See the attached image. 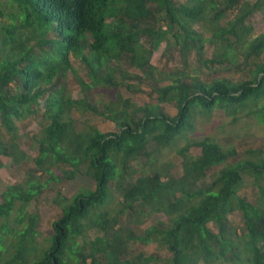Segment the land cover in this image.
Listing matches in <instances>:
<instances>
[{
    "label": "trees",
    "instance_id": "16d2710c",
    "mask_svg": "<svg viewBox=\"0 0 264 264\" xmlns=\"http://www.w3.org/2000/svg\"><path fill=\"white\" fill-rule=\"evenodd\" d=\"M257 14L264 19V0H0V127L9 136L5 141L0 133V169L3 158L15 165L26 159L16 145L15 121L38 115L43 100L48 122L33 159L36 170L0 194V264H158L155 256L129 255L131 246L150 243L168 251L164 264H264V160L230 165L236 151L226 152L206 139L178 152L182 177L163 181L162 173L151 171L124 183L132 162L151 156L153 144L158 154L175 145L193 130L197 115L210 118L220 110L234 122L240 113L263 121L264 31L253 37ZM208 45L212 58L205 55ZM163 46L166 65L177 57L183 69L167 75L151 64ZM193 54L194 77L187 70ZM72 56L86 69L89 84L76 74ZM124 63L143 76L132 78L140 88L116 82ZM230 65L250 78L200 77L203 68L209 79ZM68 73L81 92L98 88L117 97L105 111L84 98L66 99ZM143 86L158 106L134 107L118 95L119 88L143 93ZM162 105L178 115L168 117ZM72 110L95 114L119 133L103 135L93 127L76 132ZM192 148L200 149L201 156L189 157ZM59 163L72 168L68 179L83 166L95 189L62 205L49 245L41 247L38 215L26 207L47 182L60 180L51 171ZM222 166L208 183V174ZM38 172L48 179L41 181ZM248 176L258 188L255 203L239 194ZM112 192L122 198L119 213L128 212L137 229L153 214L166 216L167 226H148L140 234L110 228L116 219L106 222L108 215L99 209ZM236 213L243 220L240 230L230 219ZM94 227L111 233L81 247L75 244Z\"/></svg>",
    "mask_w": 264,
    "mask_h": 264
},
{
    "label": "rangeland",
    "instance_id": "374dc122",
    "mask_svg": "<svg viewBox=\"0 0 264 264\" xmlns=\"http://www.w3.org/2000/svg\"><path fill=\"white\" fill-rule=\"evenodd\" d=\"M254 34L253 37L257 36L260 32L264 31V19L260 14H257L254 21ZM164 50V46L152 57L151 64L158 68L162 74H171L174 71L183 69L182 62L180 59L174 60L170 65H166L161 55ZM206 58L213 57V48L211 46L206 47L205 51ZM195 55H191L189 60L190 68L187 69L191 76H195L197 72V65L194 63ZM71 63L76 71V74L83 78L84 81L89 84L90 79L87 76L86 69L82 65L81 61L71 57ZM207 71L205 68L202 69L200 77L203 80H210L213 78H225L232 82H238L241 80H247L250 75H246L242 72L238 73L232 66L222 67L217 73H212L208 79ZM143 77L139 71L133 70L128 67L127 64L122 65L121 75H116L115 79L117 83L132 86L135 89L140 88L138 82L132 80L133 77ZM123 77V79H121ZM76 79L73 74L68 73L65 80L63 81L64 97L70 100H81L85 99L90 106H95L99 111H105V106H110L113 103V96L117 97L114 92H105V90H99L98 88L90 90L88 92H81L80 88L76 83ZM124 86V87H125ZM168 86L164 84L161 87ZM141 92L135 93L130 92L125 88L118 89V95L122 100L130 101L134 107H153L158 106L156 98L151 95L149 89L145 86L141 87ZM38 115L27 117L21 121H15V127L17 129V140L16 145L18 149L26 155V159L19 164L12 163L9 158L2 159V168L0 169V194L6 188L7 185L14 183H20L26 179L27 173L34 172L36 167L33 163V159L38 154L39 139H41L42 129L48 124L47 120L43 118V100L40 101ZM161 109L165 115L170 118H174L178 115V111L168 105H162ZM255 110V108L253 109ZM83 112V113H82ZM72 119V126L76 132H84L87 127H93L99 133L116 134L119 133V129L113 123L98 118L95 114L85 112L83 110H72L70 113ZM238 120L233 121L232 117H228L224 111L215 110L210 118H205L197 115L195 122L193 123V130L188 132L186 136L178 139L176 144L172 147L162 150L160 154L156 152V146L153 144L148 151L151 156L143 158L142 161L132 162L130 166V172L124 177V183L126 181H134L141 177L142 174H149V172H160L162 173L163 181H167L171 178L182 177V158L179 157L178 152L185 148L190 143H198L203 140H211L217 145L221 146L224 151L228 152L231 150L236 151V158L229 160L230 165L235 163H241L244 161L261 162L264 160V119L260 121L254 114L246 116L240 113L237 116ZM0 133L7 141L9 136L0 127ZM189 157L198 158L201 156V150L198 148H192L189 153ZM225 166L216 169L214 172L208 174L206 180L210 183L213 179V175L216 172L223 170ZM72 168L64 163H59L52 168V172L55 176L59 177L60 180H50L42 188L41 193L32 199L26 210L28 213H36L38 215V221L36 224V242L37 246L47 247L49 245L48 238L52 233V222L56 220L61 214L62 205L67 203L69 199L86 190H94L95 184L91 179H88L85 175V168L82 166L80 170L75 173L72 178H66L67 173ZM134 171V172H132ZM36 176L40 177L41 181L48 179L46 173L38 172ZM253 177L248 176L246 178L245 187L239 191L240 196L247 198L250 202L255 203L258 199V188L252 186ZM122 198L118 192H112L109 202L99 209V212L105 215L107 214V221L115 218L116 223L111 226L109 222L108 226L114 228L116 231H120L125 234L128 230H132L134 233H141V231L148 226L158 225L163 223L167 226V217L163 214H153L147 218L146 223L141 225L138 229L132 221V216L126 213H119L121 210ZM98 213V211H96ZM130 219V220H129ZM230 219L235 227L239 230L244 227L243 220L239 213L231 216ZM12 222L9 220V225ZM161 227V226H159ZM103 231L99 228H89L86 230L82 237L75 239V244L83 246V242L90 243L96 237H104L111 233V229ZM162 228V227H161ZM131 253L129 255L143 253L146 257L155 256L158 260V264H164L170 258V254L164 247L157 246L155 243H150L145 247L142 246H131ZM133 256V255H132ZM222 264V263H219Z\"/></svg>",
    "mask_w": 264,
    "mask_h": 264
}]
</instances>
